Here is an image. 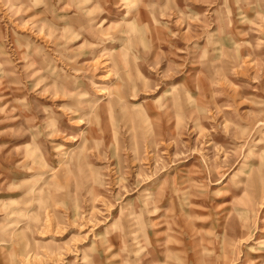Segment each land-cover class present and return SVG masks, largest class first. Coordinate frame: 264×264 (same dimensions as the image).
Returning <instances> with one entry per match:
<instances>
[{
  "label": "rangeland",
  "instance_id": "obj_1",
  "mask_svg": "<svg viewBox=\"0 0 264 264\" xmlns=\"http://www.w3.org/2000/svg\"><path fill=\"white\" fill-rule=\"evenodd\" d=\"M0 264H264V0H0Z\"/></svg>",
  "mask_w": 264,
  "mask_h": 264
}]
</instances>
